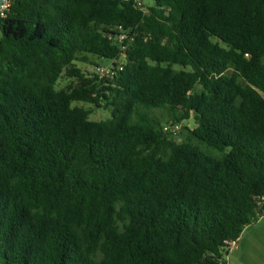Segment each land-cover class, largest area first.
<instances>
[{"label":"trees","instance_id":"obj_1","mask_svg":"<svg viewBox=\"0 0 264 264\" xmlns=\"http://www.w3.org/2000/svg\"><path fill=\"white\" fill-rule=\"evenodd\" d=\"M119 28L132 38L121 69L84 75L78 56L119 58ZM62 76L75 83L56 89ZM177 123L180 142L162 129ZM260 218L264 0H151L146 13L10 0L0 264H224L223 247Z\"/></svg>","mask_w":264,"mask_h":264},{"label":"rangeland","instance_id":"obj_2","mask_svg":"<svg viewBox=\"0 0 264 264\" xmlns=\"http://www.w3.org/2000/svg\"><path fill=\"white\" fill-rule=\"evenodd\" d=\"M81 72L89 76L94 73L97 66L107 65V61L99 59L93 55L78 56L74 62ZM75 83L73 79H68L62 76L57 84L56 89H63ZM200 87H196V92H200ZM73 106H81L84 108H92L89 119L93 121L105 120L109 118V111L93 108L91 105L83 103H73ZM155 115L159 118L161 124H166L171 116L163 110H155ZM183 124V123H181ZM188 124L189 127L192 123ZM177 141L180 142L179 136H176ZM223 260L228 264H264V218H260L256 223L246 226L238 239L236 240L235 247H231L227 254L223 255Z\"/></svg>","mask_w":264,"mask_h":264},{"label":"built area","instance_id":"obj_3","mask_svg":"<svg viewBox=\"0 0 264 264\" xmlns=\"http://www.w3.org/2000/svg\"><path fill=\"white\" fill-rule=\"evenodd\" d=\"M124 3H131L135 8L139 9L142 13H146V6L151 2V0H120ZM10 6V0H3L0 6V19L6 16V13ZM127 33L118 29L116 35L114 36V40L119 46L120 55L117 60H106L107 65L105 66H97L94 70L93 75L102 78H111L115 74V70H120L124 61H125V50L127 48V42H130L132 38L127 37ZM127 41V42H126ZM126 42V43H125ZM181 127L180 124H174L171 127L164 125L162 127L163 131L168 132L171 138H175L177 136V131ZM236 241H230L227 243L225 247H223V254H227V251L231 247H235ZM224 264H228L227 261L224 260Z\"/></svg>","mask_w":264,"mask_h":264},{"label":"water","instance_id":"obj_4","mask_svg":"<svg viewBox=\"0 0 264 264\" xmlns=\"http://www.w3.org/2000/svg\"><path fill=\"white\" fill-rule=\"evenodd\" d=\"M2 1H3V0H0V6H1V4H2Z\"/></svg>","mask_w":264,"mask_h":264}]
</instances>
